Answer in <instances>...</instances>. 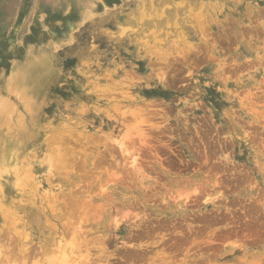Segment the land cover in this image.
Segmentation results:
<instances>
[{
  "label": "rangeland",
  "instance_id": "obj_1",
  "mask_svg": "<svg viewBox=\"0 0 264 264\" xmlns=\"http://www.w3.org/2000/svg\"><path fill=\"white\" fill-rule=\"evenodd\" d=\"M47 1L0 0V264H264V0Z\"/></svg>",
  "mask_w": 264,
  "mask_h": 264
},
{
  "label": "bare ground",
  "instance_id": "obj_2",
  "mask_svg": "<svg viewBox=\"0 0 264 264\" xmlns=\"http://www.w3.org/2000/svg\"><path fill=\"white\" fill-rule=\"evenodd\" d=\"M39 1V0H38ZM45 1V2H44ZM66 1H70L71 3H72V6H73V9H74V11H77V12H80L81 14H83L84 13V3H85V0H61V7L63 6V2H66ZM42 2V3H41ZM113 2H115V0H102L101 2H99V1H96V10L99 8V6L100 5H103V6H105V5H108V4H111V3H113ZM153 4V3H152ZM46 5H50L51 7H53V5H54V3L53 2H48L47 0H40V2H37V8H36V10L38 11H40V10H42V8L44 9V8H46L45 6ZM58 6H60V4L58 5ZM26 9H27V7H26ZM27 11V10H26ZM70 11V10H69ZM9 13V6H7V5H4V4H2L1 2H0V14H8ZM73 22V21H72ZM75 23V22H74ZM67 24H69V26H71L72 27V23H71V21H69ZM59 27V26H58ZM15 30L16 29H13V30H11L10 32H7L6 33V36L2 39V41H5V42H7V43H11L12 41H13V38H15ZM16 44V43H15ZM15 44H12V45H15ZM11 45V44H10ZM23 56V55H22ZM43 62H44V59H42V58H40ZM18 61V60H17ZM0 64H4L3 63V59L0 57ZM43 71V67H41V69H40V72L38 73L37 72V70H36V72L34 73V75H33V77H36L37 75H39L41 72ZM1 100H2V97H0V107L1 106H3V103L1 102ZM11 135V134H10ZM13 135V134H12ZM14 156V155H13ZM12 156V157H13ZM4 157H5V159H6V157H7V155H4ZM10 159V158H9ZM11 160V159H10ZM3 161V160H2ZM3 163V162H2ZM4 164V163H3ZM195 192H196V190H195Z\"/></svg>",
  "mask_w": 264,
  "mask_h": 264
}]
</instances>
